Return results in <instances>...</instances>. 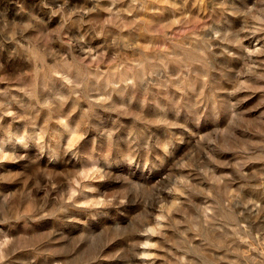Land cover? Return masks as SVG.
<instances>
[{"label":"rangeland","instance_id":"obj_1","mask_svg":"<svg viewBox=\"0 0 264 264\" xmlns=\"http://www.w3.org/2000/svg\"><path fill=\"white\" fill-rule=\"evenodd\" d=\"M0 264H264V0H0Z\"/></svg>","mask_w":264,"mask_h":264}]
</instances>
